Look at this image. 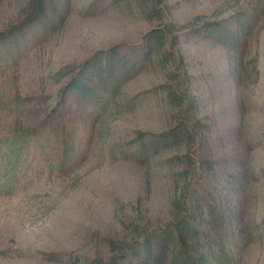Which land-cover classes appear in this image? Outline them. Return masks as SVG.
I'll use <instances>...</instances> for the list:
<instances>
[{"label":"rangeland","instance_id":"374dc122","mask_svg":"<svg viewBox=\"0 0 264 264\" xmlns=\"http://www.w3.org/2000/svg\"><path fill=\"white\" fill-rule=\"evenodd\" d=\"M29 1L0 4V32L24 20ZM261 3L68 0V17L55 29L30 36L17 55L1 49L0 264H129V245L172 219L184 189L202 177L194 185L202 199L231 171L238 182L217 196V235L228 240L231 264H264V12L237 61L195 33ZM157 28L167 32L165 45L146 57L141 45ZM111 49L124 82L86 156L68 170L58 152L10 164L13 129L53 109L83 64L105 62ZM170 90L193 96L186 110L206 127L197 136L203 146L163 141L180 112ZM22 105L30 113L17 116ZM235 240L239 249H229Z\"/></svg>","mask_w":264,"mask_h":264},{"label":"trees","instance_id":"16d2710c","mask_svg":"<svg viewBox=\"0 0 264 264\" xmlns=\"http://www.w3.org/2000/svg\"><path fill=\"white\" fill-rule=\"evenodd\" d=\"M3 1L0 0V4ZM67 9L68 0H30L24 20L0 32V50L17 55L30 36L47 34L65 20L68 17ZM263 12L261 3L250 13L237 11L227 18L206 22L195 33L200 39L213 40L217 45L232 50V58L237 61L248 34ZM174 26L170 24L171 28ZM148 36L140 48L141 54L146 57L151 55L154 48H162L168 35L166 30L157 28ZM107 54L103 63L88 61L83 64L61 89L53 109L39 119L21 123L13 129L12 151L8 154L10 164H16L25 159L24 156L39 151L41 154L58 152L59 168L68 170L86 156L97 132L98 120L110 103L117 101L124 82L123 68L117 54L114 56L113 49ZM232 75L239 77L238 72ZM168 95L170 101L180 105V112L176 124L162 135L165 144L185 141L195 147L203 146L205 137L200 136V141L197 136L206 132V127L193 112L190 115L188 111L193 107V96L186 90H170ZM183 105L186 106L183 108ZM26 108L22 105L17 116L29 114ZM184 110L185 113L182 112ZM7 174L9 176L12 171ZM232 177L231 171L216 186L208 184L209 193L206 195L205 190L200 192L202 199L196 197L194 185L200 184L203 178H197L194 185L190 184L180 194L176 201L177 211L164 227L145 232L143 239L129 245V264H212L214 254L221 255L218 264H231L233 259L224 249L228 240L217 235V224L222 219V213H219L216 200L222 191L238 182ZM207 211L210 214L208 219ZM202 219L207 221L206 225L201 224ZM240 243L237 240L230 242L229 249H239Z\"/></svg>","mask_w":264,"mask_h":264}]
</instances>
